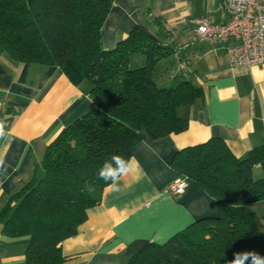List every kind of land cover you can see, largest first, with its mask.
<instances>
[{"label":"trees","instance_id":"trees-1","mask_svg":"<svg viewBox=\"0 0 264 264\" xmlns=\"http://www.w3.org/2000/svg\"><path fill=\"white\" fill-rule=\"evenodd\" d=\"M115 1L0 0V46L13 61L56 66L74 85H93L92 110L47 147L42 176L0 209L2 235L29 241L25 264H64L62 244L77 235L108 187L97 176L102 164L114 154L131 160L142 130L153 139L185 132L182 109L204 101L203 90L184 75L163 83L178 60L175 43H163L169 36L160 21L153 20L155 35L137 26L115 49H103L101 31ZM135 56L144 58L143 67L132 66ZM172 166L216 200L219 215L162 245L132 243L127 264H227L246 250L264 256V237L249 208L264 201V145L238 159L214 138L179 151ZM257 166L261 179L254 176Z\"/></svg>","mask_w":264,"mask_h":264},{"label":"crops","instance_id":"crops-1","mask_svg":"<svg viewBox=\"0 0 264 264\" xmlns=\"http://www.w3.org/2000/svg\"><path fill=\"white\" fill-rule=\"evenodd\" d=\"M223 3L114 2L101 31L103 49H115L137 26L155 35L153 20L160 21L169 36L163 43H175L177 63L186 64L184 77L203 90L204 101L182 109L189 127L181 134L153 139L142 130V141L132 151L131 171L120 179V191L107 187L101 204L88 210L77 235L62 244L64 264H127L132 243L147 240L162 245L201 219L217 217L216 200L173 168L179 151L215 138L224 141L236 158L244 159L264 145V65L235 67L221 44L194 43L198 19L228 21ZM134 62L145 61L138 57ZM172 72L164 78L166 85L176 76ZM92 92L90 82L74 85L59 67L17 63L0 46V121L6 132L0 138V209L34 176H42L47 147L92 110ZM254 176L263 177L260 166ZM181 179H187L183 194L165 193ZM249 208L264 237V201ZM28 243L27 238H7L0 227V264H25Z\"/></svg>","mask_w":264,"mask_h":264},{"label":"built area","instance_id":"built-area-1","mask_svg":"<svg viewBox=\"0 0 264 264\" xmlns=\"http://www.w3.org/2000/svg\"><path fill=\"white\" fill-rule=\"evenodd\" d=\"M226 23L209 18L196 21L194 43L217 42L223 46L235 67L251 69L264 65V0H224ZM187 179L171 184L165 191L171 196L185 192Z\"/></svg>","mask_w":264,"mask_h":264},{"label":"clouds","instance_id":"clouds-1","mask_svg":"<svg viewBox=\"0 0 264 264\" xmlns=\"http://www.w3.org/2000/svg\"><path fill=\"white\" fill-rule=\"evenodd\" d=\"M6 135L5 123L0 121V138ZM131 171L130 159H125L119 154H114L109 161H105L98 170V179L106 182L114 192L120 191V179ZM110 182V183H109ZM93 188L89 186V191ZM227 264H264V256L254 250L238 251L233 253V258Z\"/></svg>","mask_w":264,"mask_h":264},{"label":"rangeland","instance_id":"rangeland-1","mask_svg":"<svg viewBox=\"0 0 264 264\" xmlns=\"http://www.w3.org/2000/svg\"><path fill=\"white\" fill-rule=\"evenodd\" d=\"M138 57H140V56H135V57L132 59V66H133L134 68H136V67H143V66H144V64L140 65V64L134 62V60L137 59ZM181 65L186 66V64H185L184 62H183V63H182V62H181V63H178V65H176V69L174 68L172 74L175 73V74H178V75H185V74H186V71H185V69L183 68V66L180 67ZM186 67H187V66H186ZM179 69H181L180 72H178Z\"/></svg>","mask_w":264,"mask_h":264}]
</instances>
